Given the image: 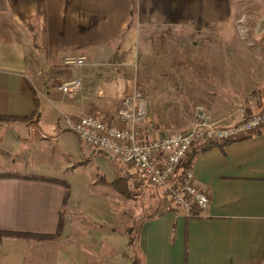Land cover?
Listing matches in <instances>:
<instances>
[{
    "label": "crops",
    "instance_id": "crops-1",
    "mask_svg": "<svg viewBox=\"0 0 264 264\" xmlns=\"http://www.w3.org/2000/svg\"><path fill=\"white\" fill-rule=\"evenodd\" d=\"M231 17L232 0H0V117L30 118L0 121V174L11 175L0 178V264H264V129L191 151L210 206L188 213L162 203L164 191L132 165L83 146L61 124L66 115L115 117L138 91L142 28H204ZM73 54L89 65L65 67ZM78 77L81 92L63 95L59 86ZM199 92L210 123L233 126L242 110L264 108V84Z\"/></svg>",
    "mask_w": 264,
    "mask_h": 264
},
{
    "label": "rangeland",
    "instance_id": "rangeland-1",
    "mask_svg": "<svg viewBox=\"0 0 264 264\" xmlns=\"http://www.w3.org/2000/svg\"><path fill=\"white\" fill-rule=\"evenodd\" d=\"M261 12V0H232L231 22L225 25L142 28L136 80L148 101L146 126L169 134L191 118L197 123L206 100L200 89L222 95L263 85L264 39L255 33Z\"/></svg>",
    "mask_w": 264,
    "mask_h": 264
},
{
    "label": "built area",
    "instance_id": "built-area-1",
    "mask_svg": "<svg viewBox=\"0 0 264 264\" xmlns=\"http://www.w3.org/2000/svg\"><path fill=\"white\" fill-rule=\"evenodd\" d=\"M63 65L84 68L85 55H68ZM84 87L83 79L72 78L59 86L63 95L75 96ZM243 120L233 126L200 119L185 131L158 134L146 126L149 107L146 96L136 91L124 98L115 117L95 115L64 116L61 124L77 134L83 146L106 155L114 162L132 165L150 185L161 188L171 206L188 213L208 210L210 194L200 187L195 174L186 167L192 150L205 144L230 143L254 136L264 129V108L255 114L243 111Z\"/></svg>",
    "mask_w": 264,
    "mask_h": 264
},
{
    "label": "trees",
    "instance_id": "trees-1",
    "mask_svg": "<svg viewBox=\"0 0 264 264\" xmlns=\"http://www.w3.org/2000/svg\"><path fill=\"white\" fill-rule=\"evenodd\" d=\"M253 95H255V93H253ZM30 118H1L0 117V121H3V122H9V121H27V120H29ZM189 165H190V161H188L187 160V163H186V167H189ZM5 177H11V175L10 174H0V178H5ZM114 185L116 186V188H118V189H120V190H122L123 192H124V194L125 193H127L126 192V182H125V179H119V180H117L115 183H114ZM67 198H68V194H66V199L65 200H67ZM61 224V223H60ZM61 226V225H60ZM136 239V237L135 236H133V237H131L130 238V242L132 243V244H134L135 243V240Z\"/></svg>",
    "mask_w": 264,
    "mask_h": 264
}]
</instances>
